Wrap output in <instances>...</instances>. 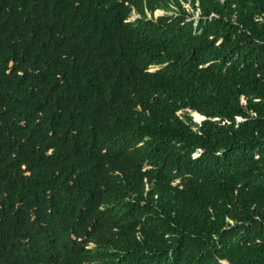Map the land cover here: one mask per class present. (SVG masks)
I'll list each match as a JSON object with an SVG mask.
<instances>
[{
  "label": "trees",
  "instance_id": "obj_1",
  "mask_svg": "<svg viewBox=\"0 0 264 264\" xmlns=\"http://www.w3.org/2000/svg\"><path fill=\"white\" fill-rule=\"evenodd\" d=\"M0 264H264V0H0Z\"/></svg>",
  "mask_w": 264,
  "mask_h": 264
},
{
  "label": "clouds",
  "instance_id": "obj_2",
  "mask_svg": "<svg viewBox=\"0 0 264 264\" xmlns=\"http://www.w3.org/2000/svg\"><path fill=\"white\" fill-rule=\"evenodd\" d=\"M161 10H164V11H165L164 14H160V13H159V11H161ZM170 13H171V11H166V10L163 9V8H158V9L155 10V15H158V16H163V15L170 14ZM133 19H135V15L131 16L129 20H133ZM197 19H198V15H195V21H196V22H197ZM197 113H198V112H197ZM193 116H194V113H193ZM202 116H203V115H202ZM204 119H205V117L203 116L201 119H198L197 122L201 123ZM194 156H198V152H196V153L194 154Z\"/></svg>",
  "mask_w": 264,
  "mask_h": 264
},
{
  "label": "rangeland",
  "instance_id": "obj_3",
  "mask_svg": "<svg viewBox=\"0 0 264 264\" xmlns=\"http://www.w3.org/2000/svg\"><path fill=\"white\" fill-rule=\"evenodd\" d=\"M185 6H186V7H189V9H190V5H189V3H186ZM197 13H198V11L196 12V14H197ZM194 118H195L196 121H197L198 119H200V118H197V117L195 116V114H194Z\"/></svg>",
  "mask_w": 264,
  "mask_h": 264
},
{
  "label": "built area",
  "instance_id": "obj_4",
  "mask_svg": "<svg viewBox=\"0 0 264 264\" xmlns=\"http://www.w3.org/2000/svg\"><path fill=\"white\" fill-rule=\"evenodd\" d=\"M164 10L159 11L160 14H164ZM238 120H241V118H238Z\"/></svg>",
  "mask_w": 264,
  "mask_h": 264
}]
</instances>
